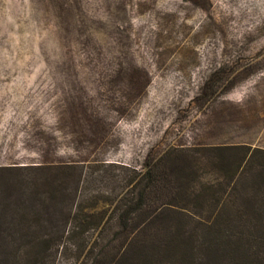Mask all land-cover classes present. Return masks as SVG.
<instances>
[{
  "label": "rangeland",
  "instance_id": "obj_1",
  "mask_svg": "<svg viewBox=\"0 0 264 264\" xmlns=\"http://www.w3.org/2000/svg\"><path fill=\"white\" fill-rule=\"evenodd\" d=\"M239 145L264 155V0H0V264H113L141 175ZM155 211L148 245L197 228Z\"/></svg>",
  "mask_w": 264,
  "mask_h": 264
},
{
  "label": "trees",
  "instance_id": "obj_2",
  "mask_svg": "<svg viewBox=\"0 0 264 264\" xmlns=\"http://www.w3.org/2000/svg\"><path fill=\"white\" fill-rule=\"evenodd\" d=\"M211 46L213 50L214 45ZM195 154L198 158L192 157L190 162L177 152L169 151L165 161L174 155L176 163L169 162L164 169L150 168L141 175L135 203L132 201L135 190H131L132 196L123 201L126 210L115 211L122 213L120 219L124 220L121 231L115 235H123L121 245H126L128 253L123 252L122 258L115 261L118 255L115 251L113 264H153L154 256H174V264H202L199 258L203 259V255L197 254L199 248L205 255L203 264H264V155L259 149L245 145L206 147L196 150ZM199 156L209 163L211 172L216 175L200 187L195 164ZM176 170L182 173L179 178H174ZM256 171L259 180L254 185L246 186L242 194L229 192L246 172ZM135 174L131 181L140 176ZM179 195H183L181 202H189L199 212L187 211L185 207L176 210L179 206L174 202ZM152 206L155 210L187 213V218L196 219L197 228L189 235H185V230L175 231L169 240L158 246L148 245L142 236L148 234V222L156 214ZM134 220L138 222L133 224Z\"/></svg>",
  "mask_w": 264,
  "mask_h": 264
}]
</instances>
